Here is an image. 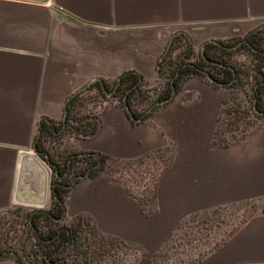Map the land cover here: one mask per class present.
<instances>
[{"label": "crops", "instance_id": "1", "mask_svg": "<svg viewBox=\"0 0 264 264\" xmlns=\"http://www.w3.org/2000/svg\"><path fill=\"white\" fill-rule=\"evenodd\" d=\"M263 24L264 0H0V211L49 207L46 176L30 156L31 144L39 119L61 121L73 90L93 77L114 80L126 69L152 84L156 60L177 31L193 45ZM223 92L190 77L138 121L115 99H103L94 135H59L58 145L71 151L161 161L146 206L145 192L105 166L78 178L64 199L68 225L80 215L113 241L122 264H146L190 213L264 200V120L244 138L214 142ZM45 197L44 206L23 204ZM0 264L14 262L7 257ZM194 264H264V205Z\"/></svg>", "mask_w": 264, "mask_h": 264}, {"label": "rangeland", "instance_id": "2", "mask_svg": "<svg viewBox=\"0 0 264 264\" xmlns=\"http://www.w3.org/2000/svg\"><path fill=\"white\" fill-rule=\"evenodd\" d=\"M257 27H264V24ZM259 34L263 36L259 43L264 46V29ZM245 35H235L228 39L229 42L233 43L239 38H244ZM189 44L188 54V45L183 38L173 41L172 45L175 48L170 49L166 59L186 56L190 60L198 59L200 43L192 45L190 42ZM230 50L228 53H223L222 56L237 68V79L232 86L224 89L223 95L227 97V100L222 106L218 128L226 139L233 141L250 134L262 118L256 116L251 109L252 86L254 85L251 75L257 72L260 62L253 51L243 47L242 44ZM216 52L218 51L216 50ZM260 68L264 70L263 65ZM201 78L211 82L207 77ZM108 82L112 83V80ZM112 85L108 84L107 90H110L108 88ZM163 87L164 79L157 77L156 81L147 85V90L143 91L144 99L142 101L134 100L133 106L137 109H144L154 100L158 91ZM103 99H115L116 103L121 105L120 100L111 93H104L103 95L96 89H87L78 98L79 104L76 105L75 109L79 113L95 114ZM49 137L52 136H46L43 146L51 150L52 153L61 155L69 150L66 146L60 147L58 145L60 139H47ZM106 164V169L112 175L125 180L134 188L136 187L135 190L140 194L145 192L148 195L152 192L153 180L160 169L161 161L153 156L121 160L110 158L107 159ZM263 205V199L252 198L185 216L178 227L173 229L172 236L165 247L153 257L148 258L146 264H152V262L153 264L175 262L183 264L188 258L207 253L212 247V242L220 240L222 236L240 225ZM28 212L27 208L17 206L0 211V251L4 255L0 259L7 257L12 259L15 256L18 258V264H41L38 261L41 250L39 247L43 246L44 241H40L37 234L45 235L54 232L60 226H68L65 216L61 220H55L41 215L38 218L37 227L33 228L28 224ZM89 225L85 227L88 231L86 232L85 229L83 231V234L89 236L88 248H85L86 242H82L76 247L63 242L59 244L61 241L58 239L54 241L55 233H52L54 236L51 240L54 242L51 243V246L55 247L58 244L60 247L61 244L64 245L58 252V256L63 258L65 264H122L119 254L114 250L113 241L100 236L96 231H90ZM83 248L85 251H80Z\"/></svg>", "mask_w": 264, "mask_h": 264}, {"label": "trees", "instance_id": "3", "mask_svg": "<svg viewBox=\"0 0 264 264\" xmlns=\"http://www.w3.org/2000/svg\"><path fill=\"white\" fill-rule=\"evenodd\" d=\"M263 26V25H262ZM264 27H257L255 29L250 30L247 32V34L244 36L242 42H240L238 45L242 44L243 47L248 48L249 50L253 51V53L257 56L260 67L264 66V46H262L259 43L260 38H262V34H259V32L262 31ZM183 38L187 45H188V54H189V43L190 40L188 36L183 31H177L173 33L168 43L164 49V51L160 54V56L156 60V74L157 77L160 79H164V87L158 91L156 94L154 100H160L168 96L170 92V85H171V78L172 84L175 88V93H177L183 81L190 77H207L205 73L208 74L209 80L213 84L221 85L224 87V89L232 86L236 79H237V68L228 62L226 58L222 56L223 53L230 52L232 48H226L225 46L233 45L235 42L231 43L229 42V39H217L218 44L214 42H206L204 43L202 52L200 51L199 57L196 60H190L188 56L182 57V58H176V59H166V56L171 48H175V46L172 45L173 41H176L178 39ZM236 45L235 47H237ZM233 47V48H235ZM210 49H212V52H210ZM216 50L218 52H216ZM230 66V67H229ZM258 67L257 72L251 75L253 78L254 85L252 86V104L251 109L254 111V114L258 117H261V121L264 120V70L262 68ZM232 68V69H231ZM175 74V75H174ZM102 83L108 87V84H113L117 81V85L113 89L111 95L116 97L118 100H120L122 105V99L125 95V99L127 104L129 105L132 113L134 116H139L144 109L148 106H146L144 109H137L135 106H133V101H142L144 99L143 97V91H146V84H144L142 76L132 70V69H126L123 70L120 74L116 76L114 80H112V83H109L103 79H101ZM113 85L108 88H113ZM87 89H96V91L100 92L104 95V92L102 91L100 82L98 80L90 82V84L85 87L83 90H80L79 92H76L72 95H69L68 98L65 101L64 104V125L63 127L58 131H56L61 123V121L54 123L52 120H47L45 118H41L40 124L37 126L39 129V137L36 140V148L39 151V155L43 157V152L47 153V159L49 162L53 165H55V168L57 169V172L59 175H55L54 173V167L51 166V177H50V194H51V201L48 208H46V212L49 213V215L44 211H37L31 214H28V224L36 228L37 221L39 216L45 215L47 217L53 218L60 215L63 209L64 205V199L65 195L69 189V182L71 179L79 174H82L86 170H88V175L92 176L94 175L100 168L106 167V161L107 159H110V157L103 153H98L94 151H84L82 153L68 150L64 154H58V153H52L51 150L43 146V141L46 138V136L50 135L52 138L58 139V136L65 132L73 133L76 137H90L96 133V131L99 128V121L97 119V116L94 114H86V113H79L77 109H75L76 105L79 104L78 98L80 95L86 91ZM174 93V94H175ZM153 100V101H154ZM227 97L223 95L222 97V105L217 117L216 125L213 131V141L217 142L221 145H226L232 140L226 139L223 134L219 131V122H220V113L222 112V106L226 102ZM120 104V103H119ZM163 104V103H161ZM161 104L155 105L149 112L145 113L142 118L147 117L153 109L158 107ZM141 118V119H142ZM133 121V120H132ZM68 159H70V167L69 170L63 174L66 170V165L68 162ZM154 181L152 185V192L151 194H148L146 196L142 197V203L144 206L148 205L149 202L154 197ZM57 197V199L54 198ZM196 213V212H194ZM194 213H190L194 214ZM183 220L180 219L174 228L178 227L179 223ZM89 225V222L86 218L81 217L80 215L74 216L72 221L67 227V232L65 230H62L60 233L56 234V230L52 233H55L56 235L52 233H48L45 235L37 234V238L41 241H44L42 243L43 246H40V261L41 264H62V262L57 261L58 252L61 249H58L57 246L53 247L51 246V243L55 241V239L60 240V243L69 244L73 247H76L77 245L81 244L82 242L85 243V248H88L89 243L87 242L89 239V236L87 234H83V231L87 232L88 229L85 228ZM90 226V231H95V228L93 225ZM239 226V225H238ZM237 226V227H238ZM237 227L234 229H231L226 235L222 236L220 240H216L212 242V247L209 249H214L217 247L220 243H222L226 237H228ZM173 228V229H174ZM173 229L167 234L164 241L160 245V247L152 254V257L160 252L162 248L165 247L167 241L171 238ZM54 236V237H53ZM54 238V241L51 240V238ZM67 242L65 243V241ZM64 246V245H63ZM85 248L80 249V251H85ZM205 253H202L201 255H198L193 258H188V260L184 261L183 264H194L196 261H198ZM4 255L1 254L0 251V257H3ZM13 257V256H12ZM14 264H18V258L15 256L12 258ZM153 264V262H152ZM170 264H178L170 263Z\"/></svg>", "mask_w": 264, "mask_h": 264}, {"label": "water", "instance_id": "4", "mask_svg": "<svg viewBox=\"0 0 264 264\" xmlns=\"http://www.w3.org/2000/svg\"><path fill=\"white\" fill-rule=\"evenodd\" d=\"M208 41H210V42H214V43H217V44H218V41H217L216 39H207V40L203 41V42L200 44V51H201V52H202V49H203L204 43H206V42H208ZM242 41H243V39H240V40H238L237 42H235L233 45H229V46H225V47H226V48H233V47H235L236 45H238V44H239L240 42H242ZM229 67H230V66H229ZM231 69H232V68H231ZM205 74H206L207 78L209 79L208 74H207V73H205ZM174 75H175V74H174ZM172 79H173V78H171V80H170V81H171V85H170L171 88H170V92H169L168 96H166L165 98L160 99V100H154V101H152V102H151V103H150V104L144 109V111H143L139 116H134V115H133V113H132V111H131L129 105H128L127 102H126L125 95H124V96H123V99H122V106H123L124 110L126 111V113L128 114L129 118L132 119V120H134V121H138V120H140V119L142 118V116H143L145 113L149 112V111H150L155 105H157V104H161V103H165L166 101L170 100V99L174 96V93H175V88H174V86H173V84H172ZM95 80H98V81L100 82V85H101L102 91H103L105 94H110V93H112L113 89L115 88V86H116L117 83H118V82L116 81V82L114 83V85H113V88H111L110 90H107L106 86L102 83V81H101V79H100L99 77H93L90 81L86 82L85 84L81 85V86L78 87L77 89L73 90V91L71 92L70 95H72V94H74V93H76V92H79L80 90H83L85 87H87V86L90 84V82L95 81ZM64 114H65V110H64ZM64 114H63V116H62L61 128H62L63 125H64V122H63ZM40 120H41V119L38 120V125L40 124ZM38 137H39V129H37V133H36V135H35V137H34V140H33L32 144H31V151H32V153H30V156L34 159V161H35L37 164H39V165L42 167V169H43V171H44V174H45V176H46V177H45V193H47V191H48V194H49L50 199H51V194H50V184H49V182H50V177H51V172H52V170H51V166L54 167V173H55V175H59V174H58V172H57V169L55 168V165L51 164V163L49 162V160L47 159V153H46V152H43V157L39 155V151H38V149L36 148V143H35L36 140L38 139ZM80 153H82V152H80ZM69 167H70V159H68V162H67V165H66V170H65V172H64L63 174H65V173L69 170ZM87 175H88V170H86V171L83 172L82 174H79V175L74 176V177L71 179V181L69 182L68 186H69V187L72 186V185L76 182V180H77L78 178L86 177ZM54 198L57 199V197H55V196H54ZM45 203H46V197L44 198V200H43L42 202H39V203H23V204L33 205V206H44ZM37 211H44L46 214L49 215V213H47L45 209H41V208H34V210L32 211V213L37 212ZM63 216H64V212H63V209H62L61 214H60L59 216H57V217H54V219H55V220H61V219L63 218ZM66 242H67V240L65 241V243H66ZM62 246H63V244H61L60 248H62ZM58 261L62 262V264H65L63 258H61V257L58 258Z\"/></svg>", "mask_w": 264, "mask_h": 264}, {"label": "flooded vegetation", "instance_id": "5", "mask_svg": "<svg viewBox=\"0 0 264 264\" xmlns=\"http://www.w3.org/2000/svg\"><path fill=\"white\" fill-rule=\"evenodd\" d=\"M61 214V213H60ZM47 215V214H46ZM54 218V217H53ZM62 230H65L66 232H67V227H65V226H60V227H58L57 229H56V234H58V233H60ZM55 234V235H56ZM58 249H61L60 247H58ZM59 258V257H58ZM58 258H57V260H58Z\"/></svg>", "mask_w": 264, "mask_h": 264}]
</instances>
